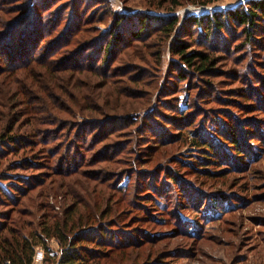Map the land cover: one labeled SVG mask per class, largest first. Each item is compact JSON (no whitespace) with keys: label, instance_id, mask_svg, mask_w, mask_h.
<instances>
[{"label":"rangeland","instance_id":"rangeland-1","mask_svg":"<svg viewBox=\"0 0 264 264\" xmlns=\"http://www.w3.org/2000/svg\"><path fill=\"white\" fill-rule=\"evenodd\" d=\"M1 1L10 3V6H6V12H0V41H2L1 39L6 35L8 36L16 20L26 13L25 10L17 11L13 9L11 4L15 1H21L20 3L23 2L24 4L34 1L37 9L38 5H40L38 2L42 1L44 5L47 2L55 3L54 1H57V5L55 6L56 11L53 10L52 15L48 17L50 19H45V21H49V23L53 21L54 23L55 19H57L61 22V27H59L62 29L60 36L69 25V21H71L72 18L73 27L81 23L82 20H88L87 22L85 21L86 23L84 22V33L79 36V39H77L78 42L64 48L69 52L75 49L76 51L85 49L84 46L79 44V41L82 39L90 40L96 36H100L103 40L110 38L111 36L108 32L113 26L116 17L121 18L120 16H122L121 20L132 21L133 26L130 29L134 34H137L138 30L143 28L142 22L144 19L155 20L150 23L147 20L144 24L147 25L148 28L141 36L147 35L149 36L148 39L136 43L134 42L133 46L128 49V52L124 50L121 54L120 61L113 64V69H111L122 73V70L117 68V66H119L118 63L122 61L123 65H127L124 63L130 62L129 65L135 68H133V70H128L126 76L123 77L122 74H117L115 78H111L113 84H106L104 81L102 82L100 77H96L89 71H86L74 76L75 82L81 81V87L76 89L74 85L71 86L69 75L61 74L60 82L65 86L69 85L72 91L71 93L74 96L72 100L76 101V104L72 103V101L65 97L55 86H52L54 94L60 96L62 103L64 102V109L66 111L62 110V114H60L59 109L53 110L51 108L50 110V108H48L47 111L54 112V114H58L59 116L64 114L62 117L67 120H69V116L72 115L75 120L79 122H83L85 119H90L91 117L92 119L100 121L104 120L101 129L93 133V138H95L96 135L108 132L112 128H118L121 133L127 135L126 133L132 129H129V127L122 129L121 124L125 122L124 118L130 115L139 119L145 131H149V127H152L154 123H160L162 130H153L154 133L152 134L154 136H148L149 139L153 138L157 141V145L154 144V141H147V143L145 142L139 146L136 138L131 144V148L136 149V152L139 148L141 149L138 156L140 155L141 160H144L142 164L133 163L135 171L140 175L148 172L146 178H140V190H136L134 194L139 197L145 196L147 193L150 195L152 194L155 196V199L161 201L162 199L150 189V185H156L157 191L162 193L165 189L169 188L170 191L167 195H169L168 197H172V200L165 201L164 203H170V212L160 215V212H156V210L152 208L150 201L145 202L144 200H136L137 196H133L132 193H128V196H124L125 192L121 193L120 191L112 189L111 183L106 187L102 186L104 182L96 184V182L90 180V178H98L90 176L95 172L96 176H100L113 170L117 172L124 171V163L116 159L112 164H93L78 172L79 174H74L71 178L62 179L60 182L62 183V187L61 185H57L60 178H58L55 173L48 174L49 178H45L43 186H45V191L46 188L48 192L50 191V194L48 193L43 196V193L40 192L42 191L41 188L33 192L28 191L25 196L21 197L26 201L25 209H29L32 211L33 215L36 216L34 220L35 223L37 224L39 218H43V213L47 211L38 208L39 204L47 201V195H51L52 203L55 206L53 210L49 211L50 214L58 215V218H64V215L59 211L65 210L69 206L70 208L73 207V196H66L63 201H60V197H58L54 190H58L61 193L64 183L66 189V182L77 179L81 183L84 182V184L70 183V186L74 187L72 193L80 199L79 201H90L88 198L91 197L93 201L90 202L95 205L101 203L100 199L104 198L106 203L111 202L115 206L114 212L109 215L105 219L106 222H104L107 225V233H110L109 236H112L115 240L114 243L116 247H114V249L121 248L122 250H110L111 248L108 247L104 248L106 254L101 258V264H159V262H162V264H264V176L258 178V172L260 170L264 171V153L257 161L251 162L247 160V162H245L248 164L246 168H241L244 158L235 156V154L229 156V151L231 150L228 148V145L220 140L219 132L213 131V127L217 129L220 127L222 128V125L214 121H216V117L220 113L217 110L224 108H221L219 104L213 102L212 96L203 94L206 93V91H203L207 88V83L202 82L207 81L211 83V87H214L215 91H217L216 94L220 97L222 96L223 99L230 100L229 104L224 106L229 107L230 109H227V111L231 110L237 119L240 120L239 123L243 124L242 128L240 126L241 131H239V136L237 138L241 139V142L260 139V142H258V140L254 142L258 144L253 147L252 151L258 154L259 151L256 150V147L264 149V144L260 138L262 136L264 137V40L257 43L256 48L253 49L252 45L246 44V38L241 33V28L228 23L227 30H225L226 35H224L225 33L221 34L222 38L226 40L225 48L227 50L223 52L221 49L220 51L214 49L215 52H213V57L216 67L214 69L215 74L212 78H206L205 76H196L197 78H193V76H190L188 80L179 82L176 77L177 72H172V68L170 70V66L172 65L171 47L176 45L178 39H182V37L188 41V38H185L184 35L192 30L186 26L188 17H202L213 13L225 14L229 9H234L238 6L243 7L249 0H221L208 5L194 4L197 1L206 0H183V5L175 9V11L170 10L169 1L176 0H0V2ZM166 1L168 2L166 3ZM162 5L166 8L158 9ZM39 11H41V14L44 11L41 5ZM58 14L61 15V17H58ZM173 15L180 18L178 32L170 37L164 44H161V46H156V42L159 41L158 37L152 35L155 27H158V25L160 26V22L157 23L156 19L168 18ZM43 16L47 17L48 14H43ZM93 18L95 20H93ZM137 25L138 28L136 30L135 28ZM49 26L50 24H48V27ZM73 27H70V32L67 35L68 38L74 36ZM93 28L98 32L95 33ZM196 31L197 34L194 40L199 41L201 38H204L202 35L200 36V33L205 31V28L202 31L197 28ZM121 34L123 35V41L118 43L115 51L123 49L125 43L129 41L132 42L129 34L125 32L124 29ZM259 34L260 33H257L256 35ZM57 37L59 36L56 35L51 38L50 41L55 43L54 40ZM62 45H66L64 40H62ZM191 46V51L206 53V49L199 48V45L194 44ZM217 46L221 47V43H217ZM47 47L48 46H46L45 49H47ZM42 48L37 51L44 55L45 49ZM137 50H140V52ZM92 51L93 49L90 48L87 52L89 57ZM156 51L159 53L161 52V57ZM75 53L76 52L70 53L66 57L70 58ZM157 54L159 55V59H157ZM6 57L3 58L2 63V57L0 56V68L5 66L8 67V62L11 64L24 62L25 64L20 66L15 76V78L18 77L20 79L18 84H9L6 81H10V78L5 80L3 76L0 77V133L4 130H11L15 125L14 128L17 134L26 137L29 135L28 133L32 131V127H34L35 124L30 125V113L27 114L24 110V106H20L23 103L21 102L22 97H18V102L15 101L14 104H12L8 97L9 92L12 93L13 89H17L26 83V85L31 86L30 90L37 92L33 94L34 97L43 99L47 104H50V107H52L50 103L51 96L46 92H42L41 88L38 89L39 85L36 86L34 84L35 77L32 78L29 71L35 68V65L30 66V63L25 62V59H21V61L18 62L12 61L9 54H7ZM60 57L61 56H54L50 59L52 61H61L65 58L60 59ZM90 60L86 57L83 63L87 65V67L97 63V60H95L91 64ZM157 61L162 64L160 65ZM77 66H80V64ZM136 68L138 69L136 70ZM13 73L9 74L11 75ZM129 74L135 75V77L140 76L143 80L142 82H145V84L136 83L137 85H134L132 81L129 82V79H127L129 78ZM30 78H32L33 81ZM45 78H47V76ZM63 78H67L66 81L63 82ZM37 80L39 79L37 78ZM188 82L193 83L192 88L187 87ZM246 84H250L251 95L253 96L249 97L250 99H254V102L241 95L246 91ZM187 94L191 96V99L194 98L195 95H201L200 98L204 99L211 98L205 102H203L202 99L200 100L201 102H198V97H196V101L193 100V106H191L193 108L192 112H187L185 117L188 118L183 119L184 122L192 121L189 119L192 115L191 118L194 119V127L190 128L188 132L193 133V129L204 131L203 133L206 134L207 138L212 140L214 138L217 142L216 145L220 148L219 152L222 150V155L225 154L222 161L217 159L214 165H203L204 167L202 169L208 168L209 171L214 172L213 177H209L205 173H198L196 169L199 166H197V168L192 166L196 164L197 160L201 159L203 150H197L192 146L193 142L190 136L188 140H185V132H181V137H179L180 132H178V125L181 122L179 120L180 118L173 117V114L165 109L167 106H174L175 103H178L180 110L185 109L186 107L183 103L185 102V95ZM86 95L90 98L93 96L92 104L94 106H91V110L95 108L98 112H93L91 114L89 113L91 110H89L87 113H84L86 116L83 117V113L78 109V105L79 102L81 104L82 99ZM36 103L35 105H40L38 101H36ZM196 104L205 110L198 112V107L195 106ZM239 104L243 107L242 111L237 106ZM251 104H253V106H251ZM247 107L253 108L246 109ZM42 113L45 112L41 111V114ZM199 113L202 116H200ZM165 119L170 122V125H166V121H163ZM169 119L172 120L170 121ZM16 121L18 122L16 123ZM230 123L232 124L231 121ZM104 127L105 131L103 129ZM255 128L259 129L261 136L247 138V133L249 131H255ZM225 130L228 132L229 128ZM172 137H175V139L172 140ZM121 140L122 137L120 138V136H115L113 138V141ZM114 143L115 142H112V144ZM36 145L35 151L45 147L44 145ZM152 147H154L155 152H153L150 157L147 151ZM107 151L109 154L114 155V151ZM83 152L84 150L82 153ZM105 152L106 150L102 148L99 153L103 154ZM21 155L22 153L17 157L11 155L6 161L8 163L9 161H15L17 158L21 157ZM134 156L135 154L128 155V157L131 158ZM121 158L123 157H120V160ZM39 159L41 161L42 158ZM145 159L148 161H145ZM211 159L213 161L216 158L212 156ZM79 162L80 160H76V166L79 165ZM8 163H3L4 166L0 169V173L6 171L5 167ZM43 163L45 164L43 172L49 173L46 169V162L43 161ZM73 164L74 163H72V165ZM172 169L175 171H172ZM84 172H86L85 177L83 176ZM123 176L120 178V181H122L120 182V186H127L130 190H133L131 187L135 188L136 184L134 182L137 179V175H132L133 181L131 182L128 178ZM87 177L89 179H87ZM174 178H177L176 182H173ZM52 180H56V182L51 184ZM108 182L111 181L108 180ZM85 183L96 189L98 188V191L96 193L88 191L87 188L89 189V186L87 187ZM183 192L188 193V199ZM179 194L183 195V206H189V202L194 200L196 201L195 204L201 207H199L200 209L204 208L199 203L202 197L226 194L234 198L233 201L235 202H232L234 208L218 221L212 223L210 221L206 222L204 228L199 232L201 238L186 237L184 236L186 231L190 232L191 230H195L190 223L191 221H194V223L197 221L200 223L201 221L202 224L205 222L200 212L193 209L188 210V208H176L174 206L175 201L173 199ZM31 199L33 204L31 203ZM133 201L142 203L147 207H145V209L151 208L147 213L148 215L153 214V218H167L171 213L179 211L187 222L177 225L176 222L168 225H160L152 221L145 223L141 221V218L147 217V213L143 211L142 207L128 206L129 202ZM155 204L157 203L155 202ZM105 206L103 207L104 210ZM0 213L12 215L14 212L13 210L8 211L7 207L0 204ZM99 229H101V227H99ZM141 230H145L149 233L147 236L148 240L142 238V234H140ZM155 233L157 234L153 237L152 234ZM95 235L99 234L96 233ZM128 240L131 242H128ZM136 242H138V245L135 244ZM50 250L55 253L59 251L57 243L54 240L50 242ZM43 259V251L38 250L35 257V264H44Z\"/></svg>","mask_w":264,"mask_h":264},{"label":"trees","instance_id":"trees-1","mask_svg":"<svg viewBox=\"0 0 264 264\" xmlns=\"http://www.w3.org/2000/svg\"><path fill=\"white\" fill-rule=\"evenodd\" d=\"M219 1L221 0H206L192 3L196 5H208ZM20 2L21 1H15L11 4V6L17 11L25 10L26 13L16 20V23L12 27L11 32L8 34V36L6 35L1 39V62L3 63V58H5L7 54H9L12 61L18 62L21 61V59H25V62L30 63V66L35 65V68L30 69L31 71L29 72L32 75V78L35 77L34 84L36 86L39 85L38 89L41 88L42 92H46L51 96L50 103L52 107H50V104H47V102L43 99L34 97L33 94L37 92L30 90L31 86L26 85V83L17 89H13L12 93L9 92L8 94L10 103L12 104H14L15 101L18 102V97H22L21 102L23 103L20 106H24V110L27 114L30 113V125L35 124V126L32 127L31 132H26L29 134L26 137H22L20 134H17L14 128L15 125L11 128V130H4L0 133V169L4 166L3 163H8L6 160L9 156L13 155L14 157H17L20 153H22L21 157L17 158L15 161H9L8 165L5 167L6 171L0 173V204L7 207L8 211L13 210L14 212L12 215L0 213V264H35V257L38 250H42L44 253V264H101L100 260L106 254L104 248L108 247L111 248L110 250H122L121 248L114 249V247H116L114 243L115 240L112 236H109L110 233H107L106 231L107 225L105 223V219L114 212L115 206L113 205V203H106V200L102 198L100 199L101 203L94 205L90 202L93 201L91 197L88 198L90 201H79L80 199L72 193L74 187L70 186V183H78L83 185L84 182L81 183L77 179H74L72 181L66 182V189L64 183V186L61 189V193L58 190H54L58 197H60V201H63L66 196H73V207L70 208L69 206L65 210L59 211L62 213V215H64V218H58V215L50 214L49 211L53 210L55 206L52 203L51 195H47V201L39 204L38 206L39 209H45L47 211L43 213V218H39V222L36 224L34 221L36 216H34L32 211H30L29 209H25L26 201L21 197L25 196L28 191L33 192L34 190L41 188L42 191L40 192L43 193V196L48 193L50 194V191L48 192L46 188V192L44 189L45 186H43L45 178H49L48 174L50 173H55L57 177L60 178L59 182L57 181V185H61L62 187V183H60L62 179L71 178L72 176H74V174H79L78 172L93 164H112L116 159L124 163V171H107L108 173H104L100 176H96L95 172L90 176L98 178H90V180H92V182H96V184L104 182L102 186L106 187H108V184L111 183L112 189L120 191L121 193L125 192L124 196H128V193H132L133 196H135L134 192L136 190H140V178H146L148 172L140 175L137 171H135L133 163L142 164V161L144 160H141L140 155L138 156L139 152H141V149L139 148L136 152V149L131 148V144L136 138L137 144L139 146L141 144H144L145 142L147 143V141H154V144L157 145V141H155L153 138H151L152 140L149 139L148 136H154L152 134L154 133L153 130H162V127H160V123H154L152 127H149V131H145L144 127L141 125L142 123L139 122V119L137 117H134L133 115H130L134 119H132L130 116H126L124 118L125 122L121 124L122 129L128 127L129 129H132L131 131L126 133L127 135L121 133L118 128H112L108 132L96 135L95 138H93V133L96 130L101 129L104 120L100 121L92 119L91 117L90 119H85L83 122H79L78 120H75L72 115L69 116V120H67L66 118L62 117L64 114L59 116L58 114H54V112L52 113L47 111V109H59L60 114H62V110L66 111L64 109V102L62 103L60 96L54 94V92L52 91V86H55V88L60 90L65 97L69 98L72 103L76 104V101L72 100L74 96L71 93L72 91L69 85L65 86L61 84V74H68L71 80L69 81L71 83V86L74 85L76 89H79L81 87V81L75 82L74 76L82 74L86 71H89L96 77H100L102 79V82L104 81V83L106 84H113L111 78H115L117 74H122V76L124 77L126 76V72H128V70H133V68L135 67L129 65V60L126 61L128 63H124L127 65H123L122 61L118 63L119 66H117V68L121 69L122 73L117 70H112V67L115 62L117 63L120 61V56L124 52V50L128 52V49L133 46L134 42L136 43L140 42L141 40L148 39L149 36L147 35L141 36V34L148 28L147 25H144L148 19H144L145 21L143 20V28H140L137 34H134L130 29L133 26L132 21L121 20L122 16H120L121 18L116 17L114 19L113 26L108 32V34H110L111 36L110 38L103 40V38H100V36H96L90 40L82 39L81 41H79V44L84 46L85 49H80L78 51H76L75 49L74 51L69 52L64 48L72 46L73 44L78 42L77 39H79V36L84 33V22L86 20H82L81 23H78V25L73 27V18L71 17L72 19L71 21H69V25L67 26L65 31L61 33L60 36V32L62 31V29H60L59 27H61L62 23L57 19H55L54 23L53 21H51V23H49V21H45V19H50L48 17L52 15L53 10L56 11L55 6L57 5V1H54L55 3L47 2L44 5L42 1L38 2V4H40L44 8V13L42 12V14L41 11H39L40 5H38L37 9L34 1H31L27 4ZM167 2L168 1H166V3ZM169 2L171 5H169V8L173 11L181 7L184 3L183 0ZM3 3V1L0 2V12H6V6H10V3L6 1L4 4ZM164 8L166 7L162 5L158 9ZM43 14H48V16L45 17L43 16ZM59 14L57 16L61 17V15ZM93 20L95 19L93 18ZM151 21L155 20H148L149 23ZM156 21L157 23L160 22V26L158 25V27H155L152 35H156L158 37L159 41H155L156 46H161V44H164L168 39H170V37L174 36L176 32H178L180 18L176 15H173L168 18L156 19ZM187 21L188 22L186 23V26L188 28H191L192 30L188 31V33L184 35L185 38H188V41H186L184 37H182V39H178L176 45L171 47L170 52L172 54V65L170 66V70L172 68V72H177L176 77L178 78L179 82L188 80L190 76H193V78H197L196 76H205L206 78H212L215 74L214 69L216 67V63L213 57V52H215L214 49H218L219 51L221 49L223 52H226L227 50L225 48L226 40L222 38L221 34L225 33V30H227L228 23L234 25L235 27L241 28V33L246 38V44L252 45L253 49L256 48L257 43L264 40V0H249L243 5V7L238 6L237 8L229 9L225 14L213 13L202 17L190 16L188 17ZM48 24H50L49 27ZM70 27L74 28V36H72V38L67 37L71 29ZM137 28L138 25L135 29L137 30ZM197 28H199L201 31L205 28V31L201 32L203 34L200 33V36L202 35L204 38H201L199 41L194 40V37L197 34ZM123 29L129 34L132 42L129 41L125 43L123 45V49L115 51L118 43L123 41V35L121 34ZM94 31L95 33L98 32L95 29ZM257 33L260 34L256 35ZM56 35L59 37L54 40L55 43H52L50 40ZM224 35H226V33ZM62 40H64L66 45H62ZM217 43H221V47L217 46ZM194 44L199 45V48L206 49V53L191 51V45ZM46 46H48L47 49H45ZM40 48L45 49V54L43 53L44 55L37 51ZM90 48H92L93 51L89 57L87 52ZM137 51L140 52V50ZM73 52L76 53L73 54L70 58L66 57ZM156 52L159 53L158 51ZM159 55L161 57V52L159 53ZM159 55L157 54V59H159ZM54 56H61L60 59L64 57L65 58L61 61L53 60V62L50 58ZM86 57L89 60L91 59V64L95 60H97V63L95 65L87 67V65L83 63ZM158 63L160 65L162 64L161 62ZM24 64V62L17 64H11L10 62H8V67L5 66L0 68V77L3 76V79L5 80L7 78H10V81H6L9 84H18L20 79L18 77L15 78V76L17 74V71H19L20 66ZM79 64L80 66H77ZM137 69L138 68H136V70ZM9 73L13 74L10 75ZM46 76L47 78H45ZM128 77V81H132L134 85L136 83L145 84V82H142L143 80L140 76L135 77V75L129 74ZM32 78L30 79L32 80ZM37 78L39 80H37ZM47 79L49 80V83ZM66 79L67 78H63V82L66 81ZM202 82L207 83V88L203 91H206V93L203 94L212 96L213 102L219 104L221 108H224L217 110L220 113L217 115L216 121H214L219 125H222V128L220 127L219 129H217L213 127V131L219 132L220 140H222L224 144L228 145V148L231 150L229 151V156L235 154V156L244 158V162L241 168H246L248 166V164L245 163L247 162V160H250L251 162L259 160L264 153V149H259L258 147H256V150L259 151L258 154H255L252 151L253 147L257 146L258 144L254 142H256L257 140L258 142H260V139L241 142V139L237 137L239 136V131H241L240 126L242 128L243 124L239 123L240 120L237 119V117L232 113L231 110L227 111V109H230L229 107L224 106L228 105L230 100L223 99L222 96L220 97L218 94H216L217 91H215L214 87H211V83H208L207 81ZM187 84V87H193V83L188 82ZM249 85L250 84H246V91L241 94L242 96H245L246 99H250L249 96H253L251 95L252 92ZM201 95H195L192 99L189 94L185 95V102L182 103L186 108L183 110H180L178 103H175L174 106H167V108L165 109L169 110L173 114V117L180 118L179 120L181 122L178 125V132H180L179 137H181V132H185L186 134L184 139L188 140L190 136L193 142L192 146L197 150H203L201 159L197 160L196 164L192 166L196 168L197 166H199L196 169L198 173H205L207 176L213 177L214 172L209 171L208 168L202 169L204 167L203 165H214L217 162V159H220V161H222V158H224L225 154L222 155V150L219 152L220 148L216 145L217 142L214 140V138L213 140L207 138L206 134L203 133L204 131H197V129H193V133L188 132L190 128L194 127V119L191 118L192 115L189 117V119H191L192 121L184 122L183 119L188 118L185 117L187 112H192L193 108L191 106H193V100L196 101V97H198V102H201V99L203 102L211 99L200 98ZM250 100L254 102V99ZM36 101H38L40 105H35L37 104ZM92 102L93 96L92 98H90L87 95L84 96L81 104L79 102L78 109L83 113V117L86 116L84 115V113H87L89 110H91V106H94ZM239 105L237 106L242 111L243 107ZM195 106L198 107V112H202L203 110H205L199 107L198 104H196ZM251 106H253V104H251ZM252 108L253 107H247L246 109ZM41 111L45 113L41 114ZM93 112L96 113L98 112V110L93 108L91 111H89V113L91 114ZM169 120L171 121L172 119ZM163 121H166V125H170V122H168L167 119ZM230 121L232 122V124L230 123ZM17 122L18 121H16V123ZM226 128H229L228 132L225 130ZM103 129L105 131V127ZM257 129L255 131L253 130L254 132L249 131L247 133V138L260 137L261 132L259 131V129L257 131ZM115 136H120V138L122 137V140L113 141V138ZM260 138L262 140V143L264 144V137L262 136ZM174 139L175 137H172V140ZM112 142L115 143L112 144ZM36 144L40 146L44 145L45 147L35 151V147L37 146ZM102 148L105 149L106 152L100 154L99 152L102 150ZM83 150L84 152L82 153ZM107 150L114 151V155L109 154ZM147 152L151 157L153 152H155L154 147L149 148ZM134 154L135 156L133 158L128 157V155ZM212 156H215L216 158L213 161L211 159ZM120 157L123 158H121L120 160ZM39 158H42L41 161ZM42 160L46 162V169L49 173L43 172L45 164ZM76 160H80L79 165L77 166L75 164ZM146 160L147 159H145V161ZM72 163L74 164L72 165ZM172 171L175 170L172 169ZM85 173L86 172H84V175L82 173L84 177ZM133 174L137 175V179L134 182L136 184L135 188L131 187L133 190H130V188L127 186H120V182H122L120 181V178L123 175V177L128 178V180H130L131 182L133 181ZM262 176H264V171L260 170L258 172V178H261ZM87 179L89 178L87 177ZM108 180H110L111 182H108ZM176 181L177 178H174L173 182ZM55 182L56 180H52L51 184ZM86 185L87 187L89 186V189L87 188L88 191H91L93 193H96L98 191V188L96 189L95 187H91L88 184ZM155 186L156 185H150V189L162 199L161 201L155 199L154 195H150L148 193L142 197L136 195V200H144L145 202L150 201L152 208L155 209L156 212H160V215L169 213L170 203L164 202L172 200V197H168L169 195H167L170 189H165L162 193L157 191ZM183 193L188 199V193ZM210 196L211 197H202V199L200 200V205L204 207L202 209H200L201 207L198 206V204H195L196 201L192 199V201L189 202V206H183V195L181 194L174 197V206L176 208L180 207L181 209L188 208V210H196L200 212V215L205 222L204 224H202L201 221L200 223L198 221L195 223L194 221H191L190 223L192 224L193 228H195V230H191L190 232L186 231L184 236L194 237L197 239L201 238L199 232L200 230H202V228H204L206 222H216L219 219L223 218L234 208L232 202L235 201H233L234 198L232 196H228L226 194ZM155 202L159 205L155 204ZM31 203L33 204L32 199ZM129 204L128 206L131 207L141 206L145 213L151 210V208L145 209L146 206L137 201L129 202ZM104 206L105 210L103 209ZM152 216L153 214L148 215L147 213V217L141 218V221H144L145 223H149L150 221H152L153 223L160 225H168L175 222L177 225L187 222L179 211L171 213L167 218L157 219L153 218ZM99 227H101V229H99ZM96 233H98L99 235H95ZM140 234H142V238L148 240L147 236L149 233L147 231L141 230ZM156 234L157 233L152 234V236L154 237ZM52 240L57 243L59 249L57 253L50 250V242ZM128 242L131 241L128 240ZM135 244L138 245V242H136ZM159 264H162V262H159Z\"/></svg>","mask_w":264,"mask_h":264}]
</instances>
